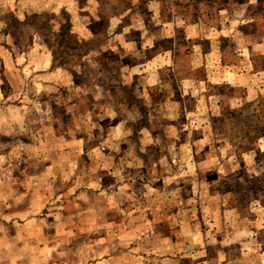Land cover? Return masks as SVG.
<instances>
[{"label": "rangeland", "instance_id": "1", "mask_svg": "<svg viewBox=\"0 0 264 264\" xmlns=\"http://www.w3.org/2000/svg\"><path fill=\"white\" fill-rule=\"evenodd\" d=\"M97 1L102 5L95 0H58L39 15L32 13V0H0V264H97L102 258L112 263L115 249L107 245L120 233L113 226L98 232L94 223L102 217L91 216V211L106 206L111 212L105 220H115V208L141 207L143 218L153 203L163 206L162 198L151 196L168 190L169 184L162 181L174 171L189 177L197 170L205 187L202 196L190 192L189 179L179 187L187 195L185 205L191 204L196 215L193 230L185 233L191 234L183 250L186 258L178 264H264V0ZM122 47L133 51L129 61L119 52L115 56ZM34 48L38 54H32ZM123 61L134 66L132 79L136 73L152 79L156 67L163 70L166 63L176 72L200 68L184 85L188 89L199 79L201 90L193 85L190 92L206 96L199 99L200 113L180 120L183 126L171 128L172 135L165 133L172 125L163 118L149 125L151 132L139 128L137 134L130 129L116 132L112 125L107 133L116 140L108 138L97 148L105 153L111 146L113 152L117 141L127 146L126 159L144 162L172 157L190 164L193 156L202 155L209 168L144 169L129 180L134 187L128 190L130 200L114 198L118 185L112 176L105 200L97 194H88L91 199L75 194L72 197L79 198L73 200L67 193L61 197L50 192L46 195L57 197L38 199L41 161L50 159L49 152L57 153L49 149L62 141L47 128V118L26 119L21 125L20 109L51 111L49 101H39L66 93V86L53 82L65 85L72 77L71 96L93 97L92 105L83 107L94 110L97 122L100 103L94 101L110 92L108 84L119 85ZM223 64H237L244 71L240 86L223 84ZM169 70L162 74H175ZM181 97H190L188 90ZM164 107L161 101L156 112ZM82 135L92 138L94 133L83 130ZM59 187L64 192L67 184ZM213 209L223 212L224 220L216 221ZM121 251L129 253L121 248L116 253ZM125 258L112 264H135Z\"/></svg>", "mask_w": 264, "mask_h": 264}, {"label": "crops", "instance_id": "2", "mask_svg": "<svg viewBox=\"0 0 264 264\" xmlns=\"http://www.w3.org/2000/svg\"><path fill=\"white\" fill-rule=\"evenodd\" d=\"M32 1H34V3L31 6L34 8L33 10H36L32 13L39 15L42 13V10H47L50 5L58 2V0H54L55 2H53V0ZM95 1L98 5H102L97 0ZM38 51V49L34 48L32 49V54H38ZM117 52L123 55L126 59L134 55L131 49L124 52L123 47L115 52V56L118 55ZM147 63H149V61H147ZM36 65L37 64H34V66L39 68L42 72V69H40L41 67ZM152 65L156 66L154 64ZM163 66V70L156 67L152 72L154 73L152 74V79L148 80L147 77L149 75L144 79L142 75H139L138 73H136L132 79L131 73L134 66L124 61L121 64L119 63V69L122 70L123 75L121 81L118 83L119 85L114 87L115 85L108 84V86H111L110 88L108 87L110 92L108 94L100 95L97 97V101H94L99 102L101 105H98L96 107L97 112L95 111L98 113L97 122L93 115L94 110L89 107H83L90 103V105H92L93 97H86L84 94L79 97L76 94L71 96L75 89V81L72 77H70L68 81H65V85H61V80H59V82H53L55 85L66 86L63 88L66 93L56 94L52 99L47 98L39 101V104H43L44 102L48 103L47 101H49L51 111L46 110V112H44V108L43 110L27 108L20 109L19 117L21 125H24L23 121L26 119L32 118L40 122L43 121L44 118H47L49 122L48 125H46L47 128L53 130L54 135L58 133V135L61 136L60 141H62V143H57V148L54 147L49 149V151L55 150L57 153L49 152L50 159L41 161L42 177L40 183L41 186L38 190H42V192L37 191L38 199L51 200L61 194V197H63L65 196V193H67L70 199L75 200L79 197L72 196L75 194L82 195L84 193L83 197L88 196L91 199L92 196L88 194H92L93 196L94 194H97L98 197L96 198L99 200H105L107 196V189L105 187L107 186V179L108 177L111 179L112 176L114 177L113 180L116 183L115 185H118V190H116L114 198L118 197L130 200L132 194L131 191L129 192L128 190H131V188L133 190L134 187H132L129 180L131 179L134 181L135 178L140 176V173L144 169L146 172L149 171V169L154 171V169L166 168L183 169L182 171L185 172L184 170L186 168H209L208 166L210 165V162L203 159L202 155H199L200 159H195L197 156H193V160L189 161L190 164L186 161L182 162L179 159L174 160L172 157L167 160L153 159L144 162L135 158L130 160L126 159L124 153H126L127 150L123 148H126L127 146L121 145L122 143H118L117 141L116 145H114L115 151L113 152L111 146L108 147L109 152L105 153H102L100 149L97 148L99 145H103V141L107 142L108 138H114L107 133L108 130L112 129L110 127L112 125L115 127L116 132L120 131L126 133L128 129H130L132 134L133 132L134 134H137L139 128H146L151 132L149 125L156 119L160 120L163 118L164 124L169 126L172 125V127H168V130L170 131L164 132L172 135L171 128H174L177 124L180 125V120L184 121L186 118H188V120L191 118L194 119V117L200 113L199 107L201 101L199 99H202V97L206 95H203V93L200 94L202 95L201 97L193 95L189 88H193V85H195V89L201 90L200 83L202 81L199 79L194 80V84H190L188 89H186L184 81L188 80L194 73H197L195 71L201 69L193 67V69L188 72L180 70L176 72L172 68L173 65L166 63L163 64ZM222 67L226 68L222 81L223 84H226V86H240L238 81L242 80V76L245 75L243 74L244 71L242 72L238 69L237 64H223ZM169 68V72L172 71L175 72V74L172 73L170 76L166 75V73L162 74V71H167ZM251 72L252 68L247 74ZM160 77L162 79H160ZM184 77L185 80L182 79ZM125 78L127 79L126 81ZM181 88L183 89L181 90ZM56 89L62 92V87L57 88L56 86ZM185 90H188V95L190 97H186L184 100V98L181 97V92ZM143 94H149L151 96L147 95L144 98ZM161 101L165 106L164 111L156 112V105H159ZM126 104L129 105L128 108L126 107ZM210 111H212V107H210L208 112ZM189 113H193L194 115H188ZM184 125H186V123ZM83 130H91L94 135L92 138H87L82 135ZM100 139L102 143H97V140ZM114 139L116 140V136ZM41 141L42 140H40V143L42 144ZM124 141L126 144H129L126 138ZM105 145L106 143L104 146ZM86 152L87 154H85ZM79 156L85 160L80 161ZM98 157L99 159L96 160ZM200 171L201 170H197L196 172ZM163 172L165 173L166 171ZM196 172L187 177L181 175L178 171H174L172 176L168 177V180L165 182L162 181L163 185L164 183L169 184L168 190L163 188V191H158L151 196H153L154 199L155 197L162 198V200H164L163 206L160 205V203H153L146 209L145 212L147 213L143 218H140V216L144 214L142 210L144 208L141 207L138 209H135L134 207L130 209L124 207L115 208V220H105L104 217L111 212L106 206L99 207L97 211H91V216L102 217V220L99 219V221L94 223L96 228L98 227V232L102 230L107 231L109 227L113 226L114 231L120 233L116 236L113 243L110 241L107 245V247H114L115 249L113 262H123V257H126L124 262H127V257L129 256V261L135 264H140L141 259H145L147 261L146 264H178L180 262L179 259L186 258L183 250L187 247V237L191 234L186 235L185 233L193 230L192 224L195 225V220L193 218L196 213L194 212L195 209L191 207V204L188 206L185 205L184 202H187V195L181 193L183 190H180L179 187L186 186L185 183L182 184V181L189 179L190 192L196 193L194 197L197 196V193H201L202 196L205 188L203 178ZM163 174L160 178H163ZM64 182L67 184V188L64 192H59V186ZM43 185H47L48 188L42 187ZM128 185L129 187H127ZM43 192L45 194L44 196L41 195ZM49 192L50 195L55 193L58 195H53L52 197L47 196L46 194L49 195ZM151 196L149 197L150 199ZM176 200V203H172V201ZM156 205L160 206V208L156 207ZM213 213L217 217L216 221L219 218L224 220L223 212L219 211V209H213ZM123 216L129 217L123 218ZM215 226L219 225L216 224ZM224 226L227 230L228 225ZM119 248L126 249L129 253L127 251H121L123 254L119 255L116 253ZM171 248H176V250L173 252L171 251ZM225 262L226 261H224V263ZM112 263H110V260H104L103 258L97 262V264Z\"/></svg>", "mask_w": 264, "mask_h": 264}, {"label": "trees", "instance_id": "3", "mask_svg": "<svg viewBox=\"0 0 264 264\" xmlns=\"http://www.w3.org/2000/svg\"><path fill=\"white\" fill-rule=\"evenodd\" d=\"M42 18V17H41ZM71 37V36H70ZM72 38V37H71ZM257 68V67H256Z\"/></svg>", "mask_w": 264, "mask_h": 264}]
</instances>
